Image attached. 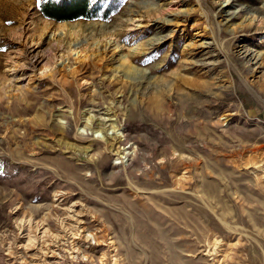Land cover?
Here are the masks:
<instances>
[{
  "label": "rangeland",
  "instance_id": "374dc122",
  "mask_svg": "<svg viewBox=\"0 0 264 264\" xmlns=\"http://www.w3.org/2000/svg\"><path fill=\"white\" fill-rule=\"evenodd\" d=\"M47 1L0 0V264L24 212L44 264H264V0Z\"/></svg>",
  "mask_w": 264,
  "mask_h": 264
},
{
  "label": "bare ground",
  "instance_id": "6f19581e",
  "mask_svg": "<svg viewBox=\"0 0 264 264\" xmlns=\"http://www.w3.org/2000/svg\"><path fill=\"white\" fill-rule=\"evenodd\" d=\"M162 95H164L163 92H159L155 98H159ZM156 103H157V107H160V109L165 108L163 102L160 101V99L156 100ZM107 145H108V149L114 148L115 146V144L113 143L112 144L107 143ZM21 209L22 207L19 206L18 204V206L15 208V212H18ZM74 212H75L74 209L70 210L68 216L62 219V221H60V224L62 227L66 229H70V230L80 229V231H82L83 230L82 228L84 227V222L82 219H79V217H77V215H75ZM49 216L50 214L43 216L41 220H37L32 213L24 212L21 218L17 220L18 221L17 227L19 233L23 236V238L27 237V239L29 240V243L27 245L20 246L22 250H25V252L27 251L26 253L24 252L25 257H23V262H26L27 264H44V262H46V260L49 257L53 258L54 256H56L57 254L56 249H53V247H55L54 246L55 244H53L52 241L48 239V235H47V233L51 230L50 220H48ZM85 239H87V237H85ZM73 240H75V238H73Z\"/></svg>",
  "mask_w": 264,
  "mask_h": 264
},
{
  "label": "trees",
  "instance_id": "16d2710c",
  "mask_svg": "<svg viewBox=\"0 0 264 264\" xmlns=\"http://www.w3.org/2000/svg\"><path fill=\"white\" fill-rule=\"evenodd\" d=\"M119 1L121 0H48L41 7L48 18L66 22L80 18L95 19L101 15V10L107 15L109 9L105 10L101 5H105L104 3L117 5Z\"/></svg>",
  "mask_w": 264,
  "mask_h": 264
}]
</instances>
